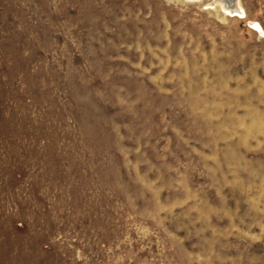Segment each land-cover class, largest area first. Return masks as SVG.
<instances>
[{"label": "rangeland", "instance_id": "1", "mask_svg": "<svg viewBox=\"0 0 264 264\" xmlns=\"http://www.w3.org/2000/svg\"><path fill=\"white\" fill-rule=\"evenodd\" d=\"M0 0V264H264V0Z\"/></svg>", "mask_w": 264, "mask_h": 264}, {"label": "bare ground", "instance_id": "2", "mask_svg": "<svg viewBox=\"0 0 264 264\" xmlns=\"http://www.w3.org/2000/svg\"><path fill=\"white\" fill-rule=\"evenodd\" d=\"M210 4L212 6L219 5L227 13H241L240 0H213Z\"/></svg>", "mask_w": 264, "mask_h": 264}]
</instances>
